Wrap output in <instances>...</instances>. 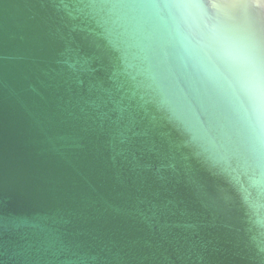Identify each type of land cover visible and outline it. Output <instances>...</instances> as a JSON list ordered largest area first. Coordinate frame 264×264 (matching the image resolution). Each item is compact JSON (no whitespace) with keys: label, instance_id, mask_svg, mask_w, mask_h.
<instances>
[{"label":"water","instance_id":"95a60500","mask_svg":"<svg viewBox=\"0 0 264 264\" xmlns=\"http://www.w3.org/2000/svg\"><path fill=\"white\" fill-rule=\"evenodd\" d=\"M0 264H264V0H0Z\"/></svg>","mask_w":264,"mask_h":264}]
</instances>
